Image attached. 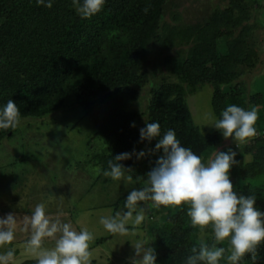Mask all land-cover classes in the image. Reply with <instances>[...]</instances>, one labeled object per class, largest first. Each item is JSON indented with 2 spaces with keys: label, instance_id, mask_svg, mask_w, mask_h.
Listing matches in <instances>:
<instances>
[{
  "label": "trees",
  "instance_id": "trees-1",
  "mask_svg": "<svg viewBox=\"0 0 264 264\" xmlns=\"http://www.w3.org/2000/svg\"><path fill=\"white\" fill-rule=\"evenodd\" d=\"M169 1L106 0L101 12L82 19L72 0H53L51 8L35 0H0V106L12 99L21 119H42L73 97L105 146L92 159L102 172L112 156L154 146L156 140L138 142L145 122H158L162 133L173 129L204 163L216 150L231 148L239 162L230 169L234 190L255 194L264 211V92L247 93L240 82L260 63L256 33L264 30V0H219L226 4H208L186 22L172 13L173 24L163 19ZM155 47L175 52L162 58L166 75L158 81L149 70ZM205 85L212 89L215 117L230 104L256 108L257 135L248 143L238 148L217 130L203 133L195 125L186 97ZM145 88L148 100L141 111L137 104ZM13 131L0 130V142ZM155 159L133 157L121 163L131 168L125 174L140 188ZM126 196L114 208L123 206ZM187 208L162 206L151 217L147 233L157 264H184L201 240L213 243L211 227L194 228ZM217 246L225 248L224 257L230 254L227 240ZM219 264L228 261L221 258ZM239 264L251 261L246 256ZM256 264H264V246Z\"/></svg>",
  "mask_w": 264,
  "mask_h": 264
},
{
  "label": "clouds",
  "instance_id": "clouds-1",
  "mask_svg": "<svg viewBox=\"0 0 264 264\" xmlns=\"http://www.w3.org/2000/svg\"><path fill=\"white\" fill-rule=\"evenodd\" d=\"M37 6L51 8L53 0H35ZM76 13L88 19L102 11L106 0H72ZM147 12V8L144 9ZM255 107L244 109L230 104L219 117H213L212 126L225 139H231L239 148L257 135ZM21 121L16 103L9 99L0 106V130H15ZM130 126L134 127V123ZM156 140L151 148H133L112 156L103 175L113 181L130 182L126 167L121 161L133 157L139 161L155 156L153 166L146 173L144 186L132 188L124 198L123 207L114 214L101 216L99 224L113 235H130L129 224L141 225L145 217V205L152 209L187 205V215L194 228L201 231L210 226L213 243L201 240L190 249L184 264H219L225 258L228 264H239L246 256L256 264L258 250L264 246V211L257 205L255 194H238L230 179V169L239 162L231 148L216 150L202 162L200 156L181 144L173 129L161 132L156 121L145 122L139 129L138 142ZM16 216L9 212L0 217V247L10 245L14 240ZM25 227L30 230L25 250L34 254L36 264H91L90 242L93 235L86 228L77 231L72 223L52 219L46 214L44 202L37 203L30 216L25 217ZM44 238L54 240L50 249L42 248ZM227 240L230 254L224 257L225 248L217 246ZM146 239L131 244L133 255L129 264H157L156 251ZM14 249L8 248L0 254V264H12Z\"/></svg>",
  "mask_w": 264,
  "mask_h": 264
},
{
  "label": "rangeland",
  "instance_id": "rangeland-1",
  "mask_svg": "<svg viewBox=\"0 0 264 264\" xmlns=\"http://www.w3.org/2000/svg\"><path fill=\"white\" fill-rule=\"evenodd\" d=\"M208 4L224 6L226 2L170 0L164 9V22L175 23L174 12L180 15L181 22L194 19L209 8ZM256 36L260 63L240 80L247 93L264 92V30H258ZM165 56H175L174 50L161 52L155 47L150 56L149 70L155 81L166 75L162 64ZM147 94L148 88L143 89L137 109L145 108ZM211 94V87L205 85L186 97L192 119L203 133L214 129L210 126L215 117ZM104 147L82 108L74 104L73 97L65 101V108L42 119H21L13 134L0 142V217L11 212L17 221L14 240L0 247V254L13 248L12 264L35 260L34 254L25 250L31 234L25 227V217L30 216L37 203L44 202L50 218L70 222L77 231L84 227L92 233L91 264L129 263L133 255L131 244L139 239L148 240L147 227L158 210L152 209L150 202L145 205V221L138 226L129 224V229H133L128 236L113 235L103 229L99 218L121 210L123 206L114 208V204L132 188H137L133 180L113 181L103 175L92 159ZM106 237L108 240L97 244ZM53 246V239H43L42 248Z\"/></svg>",
  "mask_w": 264,
  "mask_h": 264
}]
</instances>
